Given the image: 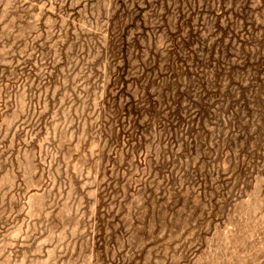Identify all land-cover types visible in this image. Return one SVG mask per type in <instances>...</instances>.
<instances>
[{
    "label": "rangeland",
    "instance_id": "1",
    "mask_svg": "<svg viewBox=\"0 0 264 264\" xmlns=\"http://www.w3.org/2000/svg\"><path fill=\"white\" fill-rule=\"evenodd\" d=\"M0 264H264V0H0Z\"/></svg>",
    "mask_w": 264,
    "mask_h": 264
}]
</instances>
